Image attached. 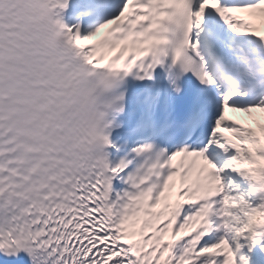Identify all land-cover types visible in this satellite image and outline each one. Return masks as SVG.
Here are the masks:
<instances>
[{"label":"snow or ice","instance_id":"obj_1","mask_svg":"<svg viewBox=\"0 0 264 264\" xmlns=\"http://www.w3.org/2000/svg\"><path fill=\"white\" fill-rule=\"evenodd\" d=\"M0 264H264V0H0Z\"/></svg>","mask_w":264,"mask_h":264}]
</instances>
